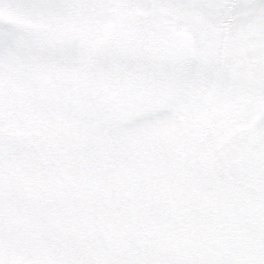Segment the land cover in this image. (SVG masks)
<instances>
[{
	"label": "snow or ice",
	"instance_id": "obj_1",
	"mask_svg": "<svg viewBox=\"0 0 264 264\" xmlns=\"http://www.w3.org/2000/svg\"><path fill=\"white\" fill-rule=\"evenodd\" d=\"M0 264H264V0H0Z\"/></svg>",
	"mask_w": 264,
	"mask_h": 264
}]
</instances>
